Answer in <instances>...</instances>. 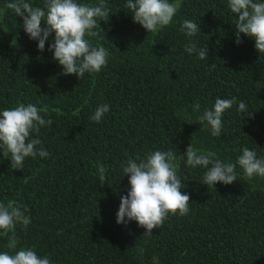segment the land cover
Here are the masks:
<instances>
[{"label": "trees", "instance_id": "obj_1", "mask_svg": "<svg viewBox=\"0 0 264 264\" xmlns=\"http://www.w3.org/2000/svg\"><path fill=\"white\" fill-rule=\"evenodd\" d=\"M7 2L0 0V112L33 104L47 107L45 119L53 121L38 135L47 158L27 157L16 170L10 154L0 151V202L17 200L31 218L27 228L16 225V251L33 248L52 264H154V256L159 264H264V178L249 180L237 166L236 182L209 187L202 184L206 170L186 163L191 143L224 162L235 163L244 147L264 158V55L254 38L241 34L236 43L238 17L228 0H169L178 11L155 33L134 22L127 0H105L109 20L97 18L99 35L85 38L108 51V62L80 80L64 75L48 51L55 33L39 51ZM185 19L200 22L201 33L187 37L181 31ZM189 39L208 46V59L185 51ZM217 97L237 99L223 114L220 138L198 120ZM239 101L254 118L238 111ZM103 104L109 112L93 122L90 116ZM170 149L177 174L187 177L181 191L190 195L188 214L169 213L151 236L136 221L118 224L121 197L130 190L122 162ZM98 165L107 169L104 185ZM3 252L14 254L0 235Z\"/></svg>", "mask_w": 264, "mask_h": 264}, {"label": "clouds", "instance_id": "obj_2", "mask_svg": "<svg viewBox=\"0 0 264 264\" xmlns=\"http://www.w3.org/2000/svg\"><path fill=\"white\" fill-rule=\"evenodd\" d=\"M5 7L23 18L22 27L30 39L38 41L39 51L45 50L50 35L55 33L48 51L53 52L54 60L62 66L64 75H77L80 80L85 73H99L106 66L108 51L103 46H93L85 38L99 35L94 31L97 18L105 22L109 20L111 9L105 0L93 5L78 0H44L42 7L34 6L29 0H10ZM125 7L131 10L134 22L142 25L148 33H155L172 23L179 4L169 0H127ZM228 7L238 17L233 24L236 43H242L241 34L254 38L256 50L264 55V2L228 0ZM42 22L46 27H42ZM181 31L189 38L194 37L201 33L200 22L185 19L181 23ZM185 51L196 54L201 60L209 57L208 46L199 47L191 39L185 45ZM236 103V97H217L213 107L198 117L202 128L210 129L213 137L220 138L223 114ZM109 110L108 104L100 105L90 119L99 123ZM193 110H200L199 103L193 105ZM238 111L254 118V111H248L244 101H239ZM47 114V107L23 103L0 112V151L4 157L10 154L12 169H23L27 157H48L49 153L38 138L41 127L53 123L50 118L45 119ZM31 133H36L37 138H32ZM186 163L206 170L202 184L209 187H216L218 182L224 185L236 182L240 175L236 171L237 166L243 169L244 177L249 180L255 176L264 178V158H257V153L248 147H244L242 154L232 163L222 161L215 152L195 149L191 143L186 149ZM178 167L176 153L171 149L155 150L143 159L137 156L123 161L122 171L128 176L130 190L121 197L117 223L126 226L130 221H136L147 230L144 235L151 236L153 229L160 228L169 213L187 215L190 195L181 191L182 179L187 180V177L177 174ZM106 172L104 165L97 166L96 175L102 185L108 180ZM26 212L27 208L15 199L0 202V235L7 237V248L14 251V254L0 253V264H52L48 256H38L33 248L16 251L19 242L16 225L27 228L31 223ZM137 250L142 256L144 249L140 247ZM153 262L159 264L158 258L154 256Z\"/></svg>", "mask_w": 264, "mask_h": 264}]
</instances>
